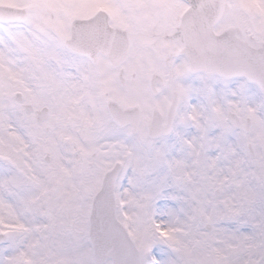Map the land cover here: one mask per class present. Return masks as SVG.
Wrapping results in <instances>:
<instances>
[{
  "label": "snow or ice",
  "instance_id": "obj_1",
  "mask_svg": "<svg viewBox=\"0 0 264 264\" xmlns=\"http://www.w3.org/2000/svg\"><path fill=\"white\" fill-rule=\"evenodd\" d=\"M142 7L155 84L121 0L0 17V264H264V0Z\"/></svg>",
  "mask_w": 264,
  "mask_h": 264
},
{
  "label": "rangeland",
  "instance_id": "obj_2",
  "mask_svg": "<svg viewBox=\"0 0 264 264\" xmlns=\"http://www.w3.org/2000/svg\"><path fill=\"white\" fill-rule=\"evenodd\" d=\"M122 3L133 6L134 11L129 13L131 20L124 18L122 14V22L118 23L126 27L130 34L137 37L138 42L142 40H149L152 43L142 45L143 50L138 53L137 66L141 74L147 71L150 76L153 72L160 73L164 77L167 76L165 70V60L163 59L164 49L160 47V42H172L177 39L178 34L167 31L163 27V18L165 13L161 11L158 18H155V23L147 19V11L142 5L154 0H121ZM0 3H7L10 5L21 6L22 0H0ZM114 23H117L113 20Z\"/></svg>",
  "mask_w": 264,
  "mask_h": 264
},
{
  "label": "water",
  "instance_id": "obj_3",
  "mask_svg": "<svg viewBox=\"0 0 264 264\" xmlns=\"http://www.w3.org/2000/svg\"><path fill=\"white\" fill-rule=\"evenodd\" d=\"M19 10L20 8L0 5V17L5 15L16 16L19 14ZM113 29H109V32L112 34L110 35L109 40L112 43L114 54L118 53L120 56H122L128 48L129 39L124 30L120 29L119 27H115Z\"/></svg>",
  "mask_w": 264,
  "mask_h": 264
},
{
  "label": "flooded vegetation",
  "instance_id": "obj_4",
  "mask_svg": "<svg viewBox=\"0 0 264 264\" xmlns=\"http://www.w3.org/2000/svg\"><path fill=\"white\" fill-rule=\"evenodd\" d=\"M154 73V72H153ZM151 78V77H150Z\"/></svg>",
  "mask_w": 264,
  "mask_h": 264
}]
</instances>
